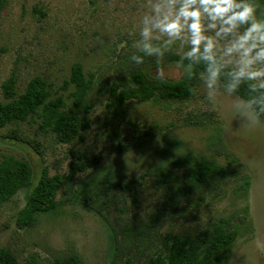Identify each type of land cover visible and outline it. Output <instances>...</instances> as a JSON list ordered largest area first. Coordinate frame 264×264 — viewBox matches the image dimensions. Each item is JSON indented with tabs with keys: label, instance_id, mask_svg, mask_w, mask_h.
<instances>
[{
	"label": "rangeland",
	"instance_id": "obj_1",
	"mask_svg": "<svg viewBox=\"0 0 264 264\" xmlns=\"http://www.w3.org/2000/svg\"><path fill=\"white\" fill-rule=\"evenodd\" d=\"M146 3L8 0L0 12V100H6L2 83L9 77L14 78L18 94L30 78L40 76L52 95H66L71 90V86L63 89V81L75 62L82 64L85 76L91 74L93 78L87 95L92 103L89 127L81 141L61 142L52 132L40 131L31 120L5 124L0 134L12 132L14 138L0 137V158L12 155L26 159L34 182L42 168L50 175L67 174L71 161L99 156L95 164L77 171L61 186L58 201L69 199L89 176L140 181L134 203L121 188L105 192L96 186L94 192L99 196L93 195V204H101L103 216L92 206L63 202L58 214L40 216L25 229L15 224L16 213L28 194V189L22 188L0 206V247L9 248L19 259L33 255L44 260L74 253L84 264H112V260L141 264L143 253L153 252L167 233L193 237L206 231L216 218L227 216L239 234L227 249L223 264H264V124L253 129L240 126L228 111L230 99L220 97L215 106L208 104L200 83V94L183 102L132 99L114 114L106 106L107 88L130 82L133 67L170 79L181 76L166 53L159 65L154 57L145 58L139 66L127 59L134 39L129 33L134 32ZM259 10L264 11V3ZM172 50L182 54L178 47ZM158 67L162 75L157 74ZM210 115L221 128L220 138L209 123ZM201 120L203 124L198 122ZM164 138L179 139L183 143L180 151L193 152L222 167L225 175L217 186L183 190L188 171L171 165L166 169L174 178L162 180L157 168L164 167V155L158 150ZM243 175L250 182L246 196L235 190ZM181 184L178 197L169 193L174 185ZM245 205L246 214L242 211ZM108 222L116 234L114 243Z\"/></svg>",
	"mask_w": 264,
	"mask_h": 264
},
{
	"label": "trees",
	"instance_id": "obj_2",
	"mask_svg": "<svg viewBox=\"0 0 264 264\" xmlns=\"http://www.w3.org/2000/svg\"><path fill=\"white\" fill-rule=\"evenodd\" d=\"M258 9L264 0H252ZM8 0H0V12L7 5ZM182 54L170 50L166 53V59L175 63ZM130 82L118 88V84L113 83L107 88L108 101L107 108L114 114L120 111L124 103L128 100L136 99L147 102H183L191 99L194 89L200 83L197 76L186 79L182 75L177 79H170L151 74L148 69L133 67L129 72ZM91 74L85 76L82 64L75 62L70 67L69 76L63 81V89L71 90L63 95L56 92L51 94L48 83L40 76H34L28 80L25 89L16 93L15 80L9 77L2 83V92L6 100H0V128L5 124H17L24 121L36 122L40 131L52 132L61 142H71L74 139L81 141L83 133L89 127V112L92 103L87 99L88 91L92 85ZM67 99V100H66ZM201 124L203 120L198 121ZM194 124L192 121H188ZM209 123L214 129V134L220 138L221 128L212 115L209 116ZM0 137L14 138L12 132ZM182 141L173 138H164L158 147L164 155V167H158L157 173L165 182L174 178V174L166 169V166L185 167L189 176H185L186 188L181 185H174L169 193L178 197L181 189L194 192L207 188V185L217 186L218 180L225 175V170L216 162L201 157L190 151H180ZM93 160H76L70 162L67 174H48L45 168L41 169L38 178L33 182L32 167L26 159L16 158L12 155H2L0 158V206L11 200L13 196L22 188L28 189V194L24 204L18 209L15 216V224L20 229L32 227L43 215H56L59 213L63 202L92 206L94 211L102 214L101 204H93V195L96 186H101L106 192L115 188H121L131 198L134 203L137 200L135 193L136 184L140 183L126 179L114 180L110 176H102L98 179L88 177V179L78 184L69 199H56V194L61 186L85 166H92L99 160V156H94ZM232 162L236 158L232 156ZM249 179L242 176V181L236 185L237 190L243 196L247 195ZM201 196V194H197ZM108 200V196L106 197ZM104 203V200L102 204ZM244 214L247 213V205L242 207ZM231 218L218 217L209 228L203 233L190 237L186 235H172L167 233L161 238L159 245L152 252L143 253L144 259L141 264H223L227 249L231 246L239 230L232 224ZM110 239L114 243L116 234L111 222ZM241 224H245L241 220ZM110 227V226H109ZM158 240V239H157ZM156 240V241H157ZM0 264H84L81 258L74 253L66 255H56L50 259H38L33 255L25 259H19L9 248L0 247ZM112 264H119L112 260Z\"/></svg>",
	"mask_w": 264,
	"mask_h": 264
},
{
	"label": "clouds",
	"instance_id": "obj_3",
	"mask_svg": "<svg viewBox=\"0 0 264 264\" xmlns=\"http://www.w3.org/2000/svg\"><path fill=\"white\" fill-rule=\"evenodd\" d=\"M143 7L129 33V62L139 66L154 57L159 65L178 47L177 71L198 77L208 104L229 98L228 111L240 126L264 124V11L252 0H147Z\"/></svg>",
	"mask_w": 264,
	"mask_h": 264
}]
</instances>
